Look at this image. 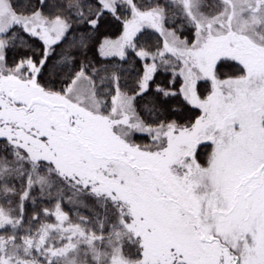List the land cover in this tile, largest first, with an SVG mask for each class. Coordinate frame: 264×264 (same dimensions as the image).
Listing matches in <instances>:
<instances>
[{
  "label": "snow or ice",
  "instance_id": "obj_1",
  "mask_svg": "<svg viewBox=\"0 0 264 264\" xmlns=\"http://www.w3.org/2000/svg\"><path fill=\"white\" fill-rule=\"evenodd\" d=\"M37 4L23 15L0 0V264H264V0H70L55 15ZM106 15L123 17V33L98 54L151 60L135 86L75 53L63 57L60 90L42 84L52 46L75 25L86 56ZM144 28L162 48L140 43ZM21 31L45 50L9 66ZM225 60L236 74L218 73ZM158 64L182 80L178 93L156 91L199 110L187 124L152 119L155 105L137 109ZM33 192L54 207L28 218ZM66 195L94 211L74 221Z\"/></svg>",
  "mask_w": 264,
  "mask_h": 264
},
{
  "label": "trees",
  "instance_id": "obj_2",
  "mask_svg": "<svg viewBox=\"0 0 264 264\" xmlns=\"http://www.w3.org/2000/svg\"><path fill=\"white\" fill-rule=\"evenodd\" d=\"M47 7L44 9L45 15H55L60 12H67V8L64 7L70 3V0H45ZM94 4V0H90ZM141 3L147 5L150 0H140ZM13 8L23 15H28L33 8L37 7V0H11ZM182 18H177V26ZM123 17L120 20L114 19L112 16L106 15L102 18L97 30L88 32V49L86 56L81 54V50L76 46L79 43L81 34L77 31V26L74 25L72 34L67 37L66 40L57 43L52 46L48 57V63L45 71L42 72L39 77L40 82L46 87H52L55 90H60L64 80L67 78L66 74H63L64 59L63 57L68 53L76 54V61L78 63H85L91 61V66L100 69L102 75H107L103 72L106 67L109 72L112 70H118L121 74V85L127 83L130 87L135 86V82L138 81L144 72V64L151 63V60H142L132 55L129 51L127 61L120 60L119 57L103 58L98 54L99 44L104 39H118L123 33ZM82 27V26H81ZM22 37L21 40L9 41V48L6 50V59L9 66L13 65L19 59L25 56H31L33 59H39L41 53L45 50V46L38 38H30L22 31L19 32ZM183 36L191 39V30L186 28ZM142 45L147 48H151L153 51L160 47H163V37L155 30L144 28L137 37ZM76 42L75 44L73 42ZM15 45L14 47L12 45ZM218 73L222 77H228L234 75L238 71V65L234 61L225 60L221 61L217 66ZM182 78L174 75V69L172 66H160L158 64L157 71L154 73L153 79L149 82V89L143 97H137V109L144 114V106L151 107L155 105V111L152 112L151 118L154 120L164 119L168 121H176L179 124H187L198 115L199 110L194 109L191 105L187 104L182 96L179 94L175 96L164 97L161 93L157 92V87L163 88L166 91L177 92L181 86ZM108 81H105V85ZM210 88L208 82L202 81L199 85V90L202 94H207ZM134 140L138 144L150 143V138L147 134H136ZM210 149H204L200 152L198 158L201 162L206 161V152ZM68 193V190H64ZM33 198L35 203L31 201H25L24 211L25 216L30 218L33 211H38L42 208H52L53 203L50 202L49 197L41 198L38 193L33 192ZM12 206H16L15 200H13ZM7 207V205H5ZM62 208L67 212L74 221L78 216H88L94 211L92 201L84 200L83 203L76 200L69 201L68 196H65Z\"/></svg>",
  "mask_w": 264,
  "mask_h": 264
},
{
  "label": "rangeland",
  "instance_id": "obj_3",
  "mask_svg": "<svg viewBox=\"0 0 264 264\" xmlns=\"http://www.w3.org/2000/svg\"><path fill=\"white\" fill-rule=\"evenodd\" d=\"M150 29V28H149ZM152 30H154V29H152ZM163 37V36H162ZM163 40H164V37H163Z\"/></svg>",
  "mask_w": 264,
  "mask_h": 264
}]
</instances>
